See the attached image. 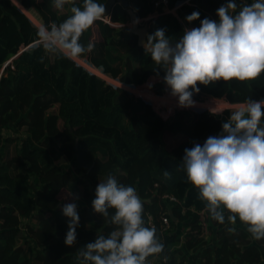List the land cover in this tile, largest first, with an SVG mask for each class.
<instances>
[{"label":"trees","instance_id":"obj_1","mask_svg":"<svg viewBox=\"0 0 264 264\" xmlns=\"http://www.w3.org/2000/svg\"><path fill=\"white\" fill-rule=\"evenodd\" d=\"M19 1L35 10L44 27L50 28L52 22L59 25L71 15H59L53 0ZM176 1L180 0H169L170 6ZM128 2L138 19L151 14L147 0ZM228 2L192 0L193 6L181 11L180 17L189 27L198 28L205 18L218 21L217 9ZM234 2L238 12L252 4L251 0ZM74 6L83 8V0ZM193 12L199 18L188 22L186 17ZM110 19L124 23L128 14L116 4ZM158 29H164L172 43L183 36L171 15L159 13L150 19L148 35ZM94 34V48L85 58L95 69L133 86L152 75L163 78V66L137 46L136 36H117L100 21L95 22ZM39 40V30L26 16L10 0H0V72L10 61L0 73V264H82L81 248L119 230L95 213L91 204L98 183L109 175L136 189L144 223L146 214L153 217L156 237L164 245L160 255L172 256L168 264H186L185 252L193 254L190 264H264V239H253L238 218L230 224L227 212L224 223L213 220L199 190L187 181L182 164L185 149L223 135L228 111L224 119L207 111H179L164 121L142 99L112 89L65 55L46 53L36 43ZM197 87L200 90L192 98L198 101L202 95L232 104L261 101L264 72L254 80H220ZM10 127L27 138H3L2 131ZM165 134L176 142L168 146ZM164 195L179 203L167 202ZM71 199L77 204L79 226L76 242L69 247L64 243L69 219L61 208ZM114 211L109 209V216ZM168 211L171 230L166 234L161 232L159 217ZM177 224L182 226L180 234ZM182 239L183 253L174 252Z\"/></svg>","mask_w":264,"mask_h":264},{"label":"clouds","instance_id":"obj_2","mask_svg":"<svg viewBox=\"0 0 264 264\" xmlns=\"http://www.w3.org/2000/svg\"><path fill=\"white\" fill-rule=\"evenodd\" d=\"M62 10L74 0H53ZM234 0L217 9L218 21L205 18L200 27L186 29L175 43L158 29L147 36L145 53L163 66V82L178 98L182 108L194 105L193 93L198 84L209 85L220 80H254L264 72V0L244 6L238 14ZM71 15L57 25L39 31L40 44L46 53L77 58L90 53L94 45L80 43L82 34L104 17L105 5L97 0H83V8L72 6ZM199 18L198 12L186 17ZM264 100L248 99L222 124L223 135L210 136L201 146L185 149L182 159L187 181L199 190L211 218L235 224L237 218L247 226L253 239H264ZM218 114V113H216ZM165 177L169 176L167 171ZM77 199V197H73ZM95 213L118 225L107 238L99 236L79 250L82 264H148L147 258L160 254L164 245L156 237L155 227H146L143 204L136 189L119 184L109 175L99 182L92 200ZM109 209L114 214L109 216ZM69 219L64 243L73 246L79 215L75 202L61 208ZM234 232V228H229ZM165 261L167 257L164 258Z\"/></svg>","mask_w":264,"mask_h":264},{"label":"built area","instance_id":"obj_3","mask_svg":"<svg viewBox=\"0 0 264 264\" xmlns=\"http://www.w3.org/2000/svg\"><path fill=\"white\" fill-rule=\"evenodd\" d=\"M11 1H13V0H11ZM242 1H246V0H242ZM251 1H252V3L255 2V0H251ZM147 4L151 8V14L147 18H145V20L150 21V19L156 17V15H158L159 13L160 14H165V15H171V16H173V17H175L177 19L178 23L181 25L183 33H184V31L186 29H189V30L193 29L192 27H189L188 25H185L183 20H182V18L180 17V12L181 11H184L188 7H192L193 6L192 5V0L176 1L172 6H170L169 0H147ZM17 6L19 7V5H17ZM234 14H238L237 9L235 10ZM99 20L101 22L105 23V24H110L109 19L107 17H102ZM30 22L33 24V26L36 25L31 20H30ZM37 28L40 31V28L39 27H37ZM36 43L39 44L40 40L37 41ZM27 48H24L23 50H26ZM69 59L74 61L77 66H80L83 69H85L88 73H90L92 75H95V76L99 77L100 79L104 80L106 83L111 85L113 87V89H122L123 91H126V92H130L132 90H135L136 93H134V94L132 92H130V93L135 98H140L144 102L149 104L151 106L152 110L154 111V113L158 117H160L162 120H164V121L169 120V118H171L175 114L176 111L179 112V111H186L187 110L186 108L184 109V108L178 106V98L173 96V95L170 96L169 101H160V100H158V97L153 96L152 93H150V96L152 98L144 97L143 95L137 94L139 92L141 93L143 91H148V90H143L142 89V85H139V86L126 85L124 83L119 82L118 80L113 79L112 77H110L107 74L101 73L99 70L95 69L94 67L90 66L89 64L87 65L85 62L79 60L78 58H69ZM8 63H6L5 66ZM11 69H13V68L11 67ZM155 77L158 78L159 76H156V75L153 76L152 75L149 78L155 79ZM213 100L223 102V105H226V107H223L222 109L217 110V111L216 110H211L212 108H210V107H215V106H217V104L211 103L210 101H198V102H200L199 104H202V105L206 104L208 107H203V109H196L195 106H191V107H189V109H190V111L205 110V111L211 113L212 115L220 116L224 111L232 110V109H235L237 106H241L242 105V104L229 103L224 98L222 100H218V99H213ZM198 108H202V107L198 106ZM216 113H218V114H216ZM9 136H11L10 135V130L4 129L2 131V137L3 138H7ZM163 199L166 200L169 203H174V204H178L179 203V201L175 197H173L171 195H164ZM168 216H170L169 211L168 212H163L161 214V216L159 217L161 232L162 233H166V234L169 233V231L171 230V225H170ZM145 226L146 227H153L154 226L153 217L151 215H149V214H146ZM165 257H167L166 261L164 259ZM171 257H172L171 255H167L166 256V255L158 254V255H155V256H149L147 258V261H148V264H168L169 259Z\"/></svg>","mask_w":264,"mask_h":264},{"label":"crops","instance_id":"obj_4","mask_svg":"<svg viewBox=\"0 0 264 264\" xmlns=\"http://www.w3.org/2000/svg\"><path fill=\"white\" fill-rule=\"evenodd\" d=\"M11 1V0H10ZM19 1V0H18ZM77 1L78 0H74V5H75V3H77ZM17 8H18V10L21 12V13H23L25 16H26V18L30 21V19L27 17V15H26V13H27V10H33V14L35 15V16H37V18H38V14L35 12V10L33 9V8H30V9H26V8H24L22 5H21V3H20V1H19V7L13 2V1H11ZM73 4H66L65 6H64V8L62 9V10H58V9H56L55 7H54V5H53V8L58 12V14L59 15H63V14H71V12H70V8L72 7V6H74ZM129 7L132 9V6L129 4ZM132 11L135 13V11L132 9ZM32 14V13H31ZM32 14V15H33ZM136 14V13H135ZM31 15V16H32ZM30 16V17H31ZM105 17H107L108 19H109V22H110V24H106V25H108L110 28H112L113 29V32L117 35V36H127V35H130L131 34V28H132V26H133V24H135V23H138L137 25H139V26H141V24H142V26L144 25V24H148L149 25V21L148 20H145V19H138V18H135L133 21L132 20H130L129 19V16H128V19L124 22V23H116V22H112L111 21V19H110V13H109V15L108 16H105ZM32 18V17H31ZM34 18V17H33ZM32 18V19H33ZM35 19V18H34ZM183 20V19H182ZM39 21L41 22V27H44L43 26V24H42V21H41V19H40V16H39ZM97 21H100V20H97ZM96 22V21H95ZM95 22H94V24L92 25V26H90V28L88 29V30H86L84 33H83V36H82V39H80V43L82 44V45H84L85 47L89 44V43H93V41L95 40L94 39V37H95V34L93 35V30H94V27H95ZM101 22V21H100ZM183 22H184V24L186 25V23H185V21L183 20ZM103 23V22H102ZM105 24V23H104ZM33 25V24H32ZM36 28L37 27H39L38 26V23L36 22ZM34 26V27H35ZM181 26V25H180ZM38 29V28H37ZM149 32V31H148ZM131 35H133V34H131ZM87 54V53H86ZM86 54H84V55H82V56H80V57H77L79 60H81V61H83V62H85L87 65L89 64L88 62H87V60H86V58H85V55ZM90 65V64H89ZM91 66V65H90ZM4 67H5V65H3V67H2V69H1V72L0 73H2L3 72V69H4ZM136 71H137V69H138V67H137V64L136 65H134V67H133ZM98 70V69H97ZM100 71V70H99ZM101 72V71H100ZM102 73V72H101ZM1 75V74H0ZM99 78V77H98ZM142 85V89L143 90H148V91H143V92H141V93H144L146 96H148V97H150V98H152L151 96H150V93H152L153 94V96H156V97H158V100H160V101H169V98H170V94H171V89L163 82V78H161L160 76L157 78V77H155V79H151V78H149V79H147L143 84H141ZM158 90H159V93H158ZM205 98H211L210 96H203L202 95V97H201V100L200 101H203ZM212 99H214V98H212ZM192 100L195 102V103H198V102H196V101H198V100H195V99H193L192 98ZM218 100H222V99H218ZM186 111H188V110H186ZM199 111H205V110H199ZM226 111H228L229 112V114L230 113H232V111L231 110H226ZM226 111H224L221 115H220V118H222V119H224V113L226 112ZM194 112H198V111H195L194 110ZM227 121V120H226ZM225 121V122H226ZM9 137H11V136H9ZM164 138H165V135H164V137H163V140H164ZM168 138H169V142L170 143H172V144H174L175 142H176V140L175 139H173L172 137H170V136H168ZM164 142L167 144V141H165L164 140ZM171 144V145H172ZM167 145H169V144H167ZM65 194H67V195H69L67 192H62L61 193V195H65ZM181 229H182V226H181V224H177V226H176V232L178 233V234H180V231H181ZM182 252L183 253V251H184V249H183V239H182V244L181 245H179L175 250H174V252ZM186 253V254H185ZM184 254H185V256H188V262L186 263V264H190L191 263V260H192V258H193V254H188L187 252H185Z\"/></svg>","mask_w":264,"mask_h":264},{"label":"rangeland","instance_id":"obj_5","mask_svg":"<svg viewBox=\"0 0 264 264\" xmlns=\"http://www.w3.org/2000/svg\"><path fill=\"white\" fill-rule=\"evenodd\" d=\"M225 1V0H224ZM13 2H15L16 3V5H19V1L18 0H13ZM33 14V10H27V13H26V15H27V17L34 23V24H36V22L38 23V26H39V28L41 29L42 27H41V22L39 21V16H38V18H37V16H35L34 14ZM32 15V16H31ZM33 18H31V17ZM36 22H35V21ZM138 23H135V24H133V25H137ZM141 26H142V24H141ZM40 44V43H39ZM102 80V79H101ZM102 81H104V80H102ZM105 82V81H104ZM106 83V82H105ZM107 84V86H109V87H111L112 89H113V87L111 86V85H109L108 83H106ZM115 90V89H114ZM120 90H122V89H120ZM126 92V91H125ZM130 92H132L133 94L134 93H136L135 92V90H132V91H130ZM130 92H127L128 94H130V95H132ZM137 94H140V95H143L144 97H148V96H146L144 93H137ZM171 95V94H170ZM150 98V97H149ZM203 101H210L211 103H214V104H217V106H215V107H210V108H212L211 110H220V109H222L223 107H226V105H223V102H220V101H215V100H213L212 98H205ZM196 102H198V101H196ZM200 102H198V103H195L194 102V105L193 106H195L196 107V109H203V107H208L206 104H204V105H202V104H199ZM198 106H200V107H202V108H198ZM177 107V106H176ZM240 106H237L235 109H232L231 111L233 112L234 110H236V109H238ZM185 109V108H184ZM186 109L188 110V111H190V109H189V107H186ZM177 110V109H176ZM175 110V111H176ZM176 112H178V111H176ZM230 115H231V113H230ZM10 135H11V137H13V138H16L18 141H20V140H25L27 137H26V135L24 134V132L23 131H17V132H14V129L12 128V127H10ZM168 136H169V134H165V138H164V140L165 141H167V144H169L168 146H170L172 143H170L169 142V138H168ZM164 137V136H163ZM9 149V148H8ZM14 146L12 147V152H14ZM4 157L5 158H8L6 155H4ZM70 197V196H69ZM69 203H72V199L70 200V202ZM181 232V231H180ZM207 238H208V234H207Z\"/></svg>","mask_w":264,"mask_h":264},{"label":"water","instance_id":"obj_6","mask_svg":"<svg viewBox=\"0 0 264 264\" xmlns=\"http://www.w3.org/2000/svg\"><path fill=\"white\" fill-rule=\"evenodd\" d=\"M116 4L120 5L126 11L130 20L133 21L135 18H137V15L129 7L128 0H106L104 4L105 5L104 17L109 15L112 8ZM148 31H149L148 24H144L143 26L133 25L131 28V34L137 37V46L139 48H142L143 50H144V44L147 42Z\"/></svg>","mask_w":264,"mask_h":264},{"label":"bare ground","instance_id":"obj_7","mask_svg":"<svg viewBox=\"0 0 264 264\" xmlns=\"http://www.w3.org/2000/svg\"><path fill=\"white\" fill-rule=\"evenodd\" d=\"M35 21V20H34ZM36 22V21H35Z\"/></svg>","mask_w":264,"mask_h":264}]
</instances>
